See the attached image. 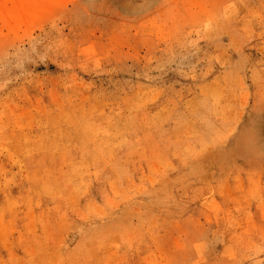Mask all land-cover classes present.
Instances as JSON below:
<instances>
[{
  "label": "rangeland",
  "instance_id": "1",
  "mask_svg": "<svg viewBox=\"0 0 264 264\" xmlns=\"http://www.w3.org/2000/svg\"><path fill=\"white\" fill-rule=\"evenodd\" d=\"M0 264H264V0H0Z\"/></svg>",
  "mask_w": 264,
  "mask_h": 264
}]
</instances>
